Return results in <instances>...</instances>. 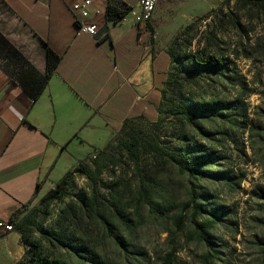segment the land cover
I'll list each match as a JSON object with an SVG mask.
<instances>
[{
  "label": "rangeland",
  "instance_id": "374dc122",
  "mask_svg": "<svg viewBox=\"0 0 264 264\" xmlns=\"http://www.w3.org/2000/svg\"><path fill=\"white\" fill-rule=\"evenodd\" d=\"M151 29L160 47L174 46L173 63L160 87L162 93L159 89L156 116L148 121L136 118L130 125L141 134L158 135L165 148L182 146L181 153L189 151L187 143L201 145L200 154L208 160L197 191L206 212L193 221L190 210L184 211L182 228L176 230L170 220L168 232L146 221L135 232L138 256H125L108 239L102 254L110 264H264V7H241L232 0L226 4L223 0H160ZM207 56L223 62V68H195L193 57L204 62ZM181 102L201 104L202 112L192 121L171 116L169 111ZM96 144L65 148L50 180L59 181L75 166L78 155L70 156V152L91 154L103 147ZM120 161L116 174L132 178L124 154ZM149 162L148 157L142 158L143 164ZM149 168L156 181L174 190L177 203L186 200L191 185L185 177L153 165ZM109 182L102 175L100 190ZM50 187L32 201L29 211L35 218L23 228L29 240L42 239L44 247L47 230L75 228L60 216L70 199L89 195L88 181L78 173L65 192L51 201L43 200ZM209 210L218 220L203 240L198 236V223L209 217Z\"/></svg>",
  "mask_w": 264,
  "mask_h": 264
},
{
  "label": "crops",
  "instance_id": "0c3cea01",
  "mask_svg": "<svg viewBox=\"0 0 264 264\" xmlns=\"http://www.w3.org/2000/svg\"><path fill=\"white\" fill-rule=\"evenodd\" d=\"M74 1L0 0V37L22 57L4 69L0 55L2 220L52 188L50 174L65 148L104 146L126 118L156 116L171 58L155 40L152 20L139 34L132 16L137 0H91L84 19L70 10ZM110 6L126 13L114 21L106 15ZM78 20L95 23V34L76 35ZM47 49L58 60L33 97ZM97 151L70 156L78 155L76 166ZM23 253L15 229L0 233V264L19 261Z\"/></svg>",
  "mask_w": 264,
  "mask_h": 264
},
{
  "label": "trees",
  "instance_id": "16d2710c",
  "mask_svg": "<svg viewBox=\"0 0 264 264\" xmlns=\"http://www.w3.org/2000/svg\"><path fill=\"white\" fill-rule=\"evenodd\" d=\"M229 1L231 0H223V3ZM232 1L241 7H264V0ZM125 13V10H117L112 6L106 8V15L114 21L121 19ZM188 28L190 25L186 27ZM192 39L193 37L189 38L187 45L191 44ZM165 51L171 58L172 65L174 46L167 47ZM0 55L4 59V69H7L10 60L22 59L20 53L3 37H0ZM45 60L44 77L40 82L34 83L33 97L45 87L58 58L47 49ZM192 62L195 68L202 65L223 68V62L211 56H207L204 62L193 57ZM200 105H185L181 102L173 107L169 114L192 121L202 112ZM136 118L149 120L144 116L126 118L112 140L99 149L89 161H81L67 171L43 196V200L51 201L58 193L65 192L74 173L84 176L88 181L89 195L72 197L60 212L63 221L73 223L75 228L64 230L60 227L47 230L44 240L48 245L44 247L42 239L29 240L23 229L25 225H31L35 218L29 211L32 200L12 214L9 222L19 233L24 248L23 258L12 264H110L102 254L105 240H110L125 256L134 253L138 256L140 253L135 232L146 221L162 226L163 231L168 232L166 228L170 220L176 230L182 228L186 218L184 211L190 210V218L193 221L206 212L197 191V182L206 174L204 166L208 160L205 154H200L201 145L187 143L185 148L189 151L184 153H181L182 146L165 148L158 135L153 137L141 134L130 125V121ZM123 154L132 169L133 177L129 179H124L119 172H115L122 165L120 157ZM144 157L150 160L147 165L142 163ZM149 165L161 170H171L179 178L185 177L186 183L191 185L187 189L186 200L177 203L178 195L172 188L166 189L160 181H156ZM102 175L110 178L104 191L100 190ZM179 178L176 182H180ZM261 195L264 196V192ZM177 208L179 210L174 211ZM208 212L209 217L198 223V236L203 240H206V230L212 228L218 220L216 213L210 210ZM21 215L23 217L19 218ZM168 239H171L170 234ZM171 255L170 251L167 260Z\"/></svg>",
  "mask_w": 264,
  "mask_h": 264
},
{
  "label": "built area",
  "instance_id": "2783aa9c",
  "mask_svg": "<svg viewBox=\"0 0 264 264\" xmlns=\"http://www.w3.org/2000/svg\"><path fill=\"white\" fill-rule=\"evenodd\" d=\"M159 0H137L136 10L132 13L135 24L138 26V33L148 31L153 13L158 5ZM91 0H76L70 5V10L84 19L89 15ZM97 26L95 23H85L78 20L76 35L86 33L93 36ZM14 230L13 224L7 220L0 219V233Z\"/></svg>",
  "mask_w": 264,
  "mask_h": 264
}]
</instances>
